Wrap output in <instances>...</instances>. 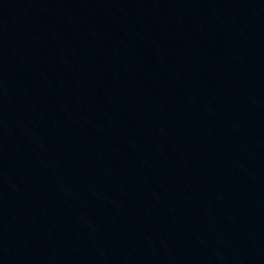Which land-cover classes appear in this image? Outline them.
Wrapping results in <instances>:
<instances>
[{"label":"water","instance_id":"obj_1","mask_svg":"<svg viewBox=\"0 0 264 264\" xmlns=\"http://www.w3.org/2000/svg\"><path fill=\"white\" fill-rule=\"evenodd\" d=\"M0 264H264V0H0Z\"/></svg>","mask_w":264,"mask_h":264}]
</instances>
